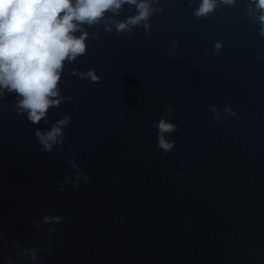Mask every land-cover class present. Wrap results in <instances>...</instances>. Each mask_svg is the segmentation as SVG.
I'll use <instances>...</instances> for the list:
<instances>
[{
    "label": "water",
    "instance_id": "water-1",
    "mask_svg": "<svg viewBox=\"0 0 264 264\" xmlns=\"http://www.w3.org/2000/svg\"><path fill=\"white\" fill-rule=\"evenodd\" d=\"M149 2L131 32L116 28L137 14L129 4L81 26L86 51L64 61L47 123L0 89V264H264L259 13L250 0H217L206 18L200 0ZM89 69L98 82L81 78ZM65 116L64 143L42 152L36 128ZM161 117L177 125L168 153Z\"/></svg>",
    "mask_w": 264,
    "mask_h": 264
},
{
    "label": "clouds",
    "instance_id": "clouds-1",
    "mask_svg": "<svg viewBox=\"0 0 264 264\" xmlns=\"http://www.w3.org/2000/svg\"><path fill=\"white\" fill-rule=\"evenodd\" d=\"M221 3L231 6L236 0H221ZM125 4L135 5L137 14L128 17L126 21L116 22L118 32H131L130 26L147 21L157 11L150 6L149 0H0V89L17 94L18 113H27V119L35 125L42 119L47 123L49 108L58 106L64 99H51L60 95L58 83L64 61H75L86 51L87 33L81 26L98 24L108 12L118 15ZM216 7L217 0H200L193 14L197 18H206ZM248 7L250 13L253 7L259 13L256 16L260 22L259 36L264 37V0H250ZM145 27L148 25L145 24ZM105 29L112 31L108 24H105ZM77 31L82 33L79 37L74 35ZM172 47L178 48L179 45L174 43ZM221 47L222 45L216 42L217 55ZM260 55L264 53L258 54V58ZM79 75L81 78H91L93 82L100 79L94 69ZM0 95H3L2 91ZM211 108L215 113V106ZM168 111L172 109L169 108ZM70 120L71 116H65L47 131L36 128L35 136L42 152H51L55 145L64 143L63 127H66ZM153 127L158 128L157 147L164 153L170 152L175 141L168 142L164 134L176 131L177 125L166 122L161 117L158 125L153 122ZM60 150L63 151L62 148ZM68 162L73 168L78 166L74 159ZM78 178L85 181L89 179L83 171L79 173ZM74 186L79 187L78 184ZM62 220L63 217L58 215L43 217L46 224L60 223ZM29 254L33 261L37 259L35 249L30 250ZM8 264H12L11 260Z\"/></svg>",
    "mask_w": 264,
    "mask_h": 264
}]
</instances>
